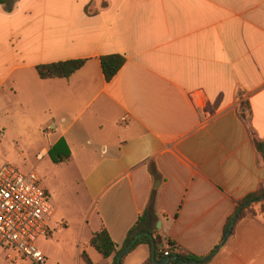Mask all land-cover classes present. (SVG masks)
Here are the masks:
<instances>
[{"label": "crops", "instance_id": "1", "mask_svg": "<svg viewBox=\"0 0 264 264\" xmlns=\"http://www.w3.org/2000/svg\"><path fill=\"white\" fill-rule=\"evenodd\" d=\"M9 7L0 6V114L22 115L39 161L63 141L69 159L50 162L69 166L77 156L81 167V195L54 204L49 235L36 242L45 264H87L83 253L112 264L91 237L104 229L121 250L153 191L161 248L170 241L207 256L221 244L207 264H264V214L235 221L222 242L236 204L264 183L253 141H264V0ZM108 55L125 63L106 82L100 58ZM71 60L85 63L67 79L35 71ZM150 255L142 244L121 264ZM0 264L33 263L4 249Z\"/></svg>", "mask_w": 264, "mask_h": 264}, {"label": "trees", "instance_id": "2", "mask_svg": "<svg viewBox=\"0 0 264 264\" xmlns=\"http://www.w3.org/2000/svg\"><path fill=\"white\" fill-rule=\"evenodd\" d=\"M17 0H0V6H5L8 8L9 12L12 11L13 7H9L14 4ZM84 60H71L65 62H57L47 65H39L35 68L37 76L41 80L47 79H67L72 74L77 72L83 65ZM125 63L124 57L120 55H108L100 58V66L106 82H109L121 69ZM241 108L248 110V105L243 103ZM248 116L247 114H242V117ZM255 149L264 163V141H257L253 139ZM69 151L63 141H59L53 148L48 152L49 159L53 163H63L69 159ZM149 173L154 179L158 178L155 167L153 163H147ZM155 194L154 191L151 193L147 207L141 215L138 216L135 224L129 229L125 240L123 242L121 250H117L115 244L110 239L106 230L102 229L100 232L95 233L90 239V246L99 253L104 259L112 258V264H117V257L120 252L127 246L132 244L129 252L133 251L139 245H147L152 248V242L154 244L155 256L160 258V260H166L167 264H207L208 262H203L209 257H213L216 250L220 247L218 245L209 255L207 256H196L188 251L181 249L176 244L167 241L166 247L161 248V243L156 236L155 223L157 222V216L154 209ZM258 208V212L255 210ZM264 214V183H262L259 188L252 194L246 196L244 199L236 204L235 211L231 219L227 222L225 228L224 238L230 229L231 222L234 217L236 221L253 218L257 215ZM143 233H148L151 238L147 236L139 237ZM232 233V231H231ZM164 252H168V256H164ZM82 259L87 263L91 264L87 256L83 253ZM123 258V256H122ZM121 258V260H122ZM120 260V264H121ZM145 264H152L151 255L147 259Z\"/></svg>", "mask_w": 264, "mask_h": 264}, {"label": "built area", "instance_id": "3", "mask_svg": "<svg viewBox=\"0 0 264 264\" xmlns=\"http://www.w3.org/2000/svg\"><path fill=\"white\" fill-rule=\"evenodd\" d=\"M53 213L54 205L33 170L0 163V251L11 249L33 264H45L36 242L49 235Z\"/></svg>", "mask_w": 264, "mask_h": 264}, {"label": "rangeland", "instance_id": "4", "mask_svg": "<svg viewBox=\"0 0 264 264\" xmlns=\"http://www.w3.org/2000/svg\"><path fill=\"white\" fill-rule=\"evenodd\" d=\"M0 124V131L4 134L0 139V163L8 162L23 172L33 170L53 205H63L62 202L66 199L76 201V194L81 195L82 176L78 157L75 156L69 166L60 168L54 166L47 158L39 161L37 153L40 145L24 127L20 113L17 112V115L12 117L11 114L2 112ZM41 133L38 131V134H35L36 141L38 137L42 138Z\"/></svg>", "mask_w": 264, "mask_h": 264}, {"label": "water", "instance_id": "5", "mask_svg": "<svg viewBox=\"0 0 264 264\" xmlns=\"http://www.w3.org/2000/svg\"><path fill=\"white\" fill-rule=\"evenodd\" d=\"M235 221H236V217H234V219L232 220L230 229L227 232V234H226V236L224 238V241H226L227 237L229 236V234L231 232V229H232L233 224L235 223ZM160 224H161L160 221H158L157 224H156V228L157 229H159ZM143 236H147V237L151 238V240H152V237L148 233H143V234L139 235V237H143ZM131 247H132V244L129 245V246H127L125 249H123L120 252V254L117 257V264H120V260H121L122 256H124L125 254H127L130 251ZM217 250H216V252H217ZM211 258L212 257H209V258L205 259L203 262H208ZM151 261H152V264H167V261L166 260H164V259L163 260H160V258H158V257L155 256L153 242H152V248H151Z\"/></svg>", "mask_w": 264, "mask_h": 264}]
</instances>
